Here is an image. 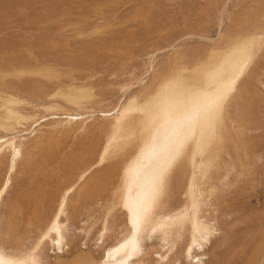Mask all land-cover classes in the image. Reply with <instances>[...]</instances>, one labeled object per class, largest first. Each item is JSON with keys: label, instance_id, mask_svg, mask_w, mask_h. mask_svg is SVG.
Segmentation results:
<instances>
[{"label": "bare ground", "instance_id": "6f19581e", "mask_svg": "<svg viewBox=\"0 0 264 264\" xmlns=\"http://www.w3.org/2000/svg\"><path fill=\"white\" fill-rule=\"evenodd\" d=\"M225 14L223 9L217 25L218 40H224ZM260 22L251 30L252 36L257 38L264 30L263 16ZM248 40V37H239L228 52L210 50L205 62L179 65L171 70L164 64L159 69L155 67V54L160 49L154 50L148 57L144 78L152 80L158 76L156 84L146 91L144 88V95L140 92L142 96L131 92L129 87L122 88L119 101L106 111L94 109L92 88L77 83L81 75L73 74L71 83L63 84L57 72L50 69L33 72L34 69L21 71L16 68L20 71L10 69L15 72L8 73L4 70L7 66L1 67L3 77L12 76L19 81L25 76L41 78L53 87L45 93L35 89L33 96H23L14 91L16 88H0V192L3 193L0 195V212L15 175L28 171L30 160L41 145H46L47 152L59 159L86 131L87 124L98 119L103 122L97 129L102 138L93 144L81 143V148L74 154L76 163L54 189L44 231L35 245L22 247L15 241L12 221L0 222V245L4 246L5 258L20 259L35 248L39 264H204L210 255L212 240L219 239L222 232L220 218L225 213L226 197L244 193L262 166L263 147L250 144L248 149L233 153L225 144L234 123L229 110L236 111L240 120L245 119L244 101L264 60V48L257 43L249 67L236 79L234 91L224 101L214 124H201L192 129V138L183 155L168 170L162 185L157 181L158 160L170 125L163 113L148 111L146 103L162 89H167L165 106L172 110L174 117L180 118L191 112L233 78L239 63L247 55L244 48ZM167 48L174 51L176 45ZM146 82L140 79L139 85L146 86ZM22 87L18 88L22 90ZM45 129L49 131L42 135ZM236 130L250 135L255 128L240 121ZM61 133L70 136V144L53 141ZM154 137L155 146L151 147ZM34 140L36 144H31ZM16 199L20 202L23 197ZM87 203L96 205L95 211L100 216L94 249L84 246L71 252L72 231L81 229L85 236L89 233L87 229L75 228ZM14 204L15 200L9 210ZM137 214L142 217L141 250L129 257L124 255L123 249H117L131 237L132 220ZM52 227L60 232V245L54 243L56 233L49 231ZM44 244L53 252L49 262L42 258ZM258 260L247 264H264V260Z\"/></svg>", "mask_w": 264, "mask_h": 264}, {"label": "rangeland", "instance_id": "374dc122", "mask_svg": "<svg viewBox=\"0 0 264 264\" xmlns=\"http://www.w3.org/2000/svg\"><path fill=\"white\" fill-rule=\"evenodd\" d=\"M228 1L0 0V72L5 66L4 70L8 73L19 68L21 71L34 69L33 72L50 69L57 72L63 84H70L73 74L81 75L77 83L92 88L94 109L106 111L119 101L122 88L129 87L131 92L142 96L147 88L156 84L158 76L152 80L144 78L148 57L154 50L160 49L155 54V67L161 68L164 64L171 70L179 65L203 63L210 50L225 53L239 37H252L251 30L260 25L261 16L264 17V0ZM223 9L226 10L224 40H218L217 25ZM170 45H176L174 51L167 48ZM140 79L147 81L146 86L139 85ZM18 81L12 76L3 77L0 74L1 89L16 88L14 91L23 96H33L35 89L45 93L53 87L41 78L25 76ZM18 87H22V90ZM244 106L246 114L243 120L238 118L236 111L229 110L234 123L231 132L226 135L225 146L233 153L248 149L250 144L264 148V60L247 90ZM240 121L255 128L252 134L236 130ZM102 125L99 119L87 124L86 131L59 159L47 152L46 145H41L30 160L28 171L15 175L12 187L4 198L0 222L7 224L12 221L15 241L22 247H32L39 240L45 228L54 189L67 175L70 166L76 163L74 154L81 148V143L93 144L102 138V134L97 132ZM48 131L45 129L42 135ZM53 141L64 145L70 144L71 138L61 133ZM31 144H36V141ZM263 161L264 158L261 168L244 193L226 197L225 213L220 218L222 232L219 239L212 240L210 255L204 264H247L252 260H264ZM18 196L23 197L20 202L16 199ZM14 200L15 204L9 210ZM95 208L96 205L92 203L84 205L80 222L75 228L87 229L89 233L85 236L81 229L72 231L71 252L84 246L94 249L100 218ZM42 251L43 260L49 262L53 256L51 247L44 244Z\"/></svg>", "mask_w": 264, "mask_h": 264}, {"label": "snow or ice", "instance_id": "6c2138e0", "mask_svg": "<svg viewBox=\"0 0 264 264\" xmlns=\"http://www.w3.org/2000/svg\"><path fill=\"white\" fill-rule=\"evenodd\" d=\"M259 43L261 48H264V30L261 31L260 36L257 38L255 35L250 37L245 44L244 50L247 55L239 63L236 74L231 80H229L223 88L217 92L213 97L206 98L200 104H198L191 112L185 113L182 117L176 118L172 114V110L165 106V101L168 96V90L162 89L161 93H158L156 97L148 100L146 108L150 112L163 113L165 121L170 125V129L165 135L164 146L161 149L159 160H158V175L157 181L160 185L163 184L164 176L168 170L181 158L183 152L192 138L194 129L197 125H213L218 117L220 110L223 107L224 101L228 95L234 91L236 79L242 75L245 70L249 67L252 60V53ZM155 137L153 138V145L155 146ZM0 195H3L0 192ZM63 207V206H61ZM142 228V217L137 214L132 220V235L125 241L124 244L119 246L120 249L124 250L125 256H132L139 254L141 250V241L139 234ZM50 232L56 233V239L54 243L60 245L62 238L57 228L52 227L49 229ZM155 231V229H153ZM46 238V237H45ZM37 247H39L37 245ZM191 252V248H189ZM36 249L25 257L20 259H6L4 253V246L0 245V264H39V261L35 255ZM111 255V253H109ZM191 259V257H189Z\"/></svg>", "mask_w": 264, "mask_h": 264}]
</instances>
